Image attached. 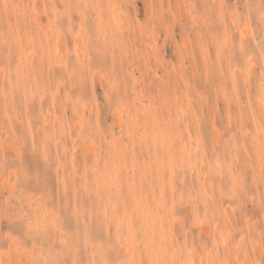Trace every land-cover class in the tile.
<instances>
[{
  "label": "rangeland",
  "instance_id": "374dc122",
  "mask_svg": "<svg viewBox=\"0 0 264 264\" xmlns=\"http://www.w3.org/2000/svg\"><path fill=\"white\" fill-rule=\"evenodd\" d=\"M263 182L264 0H0V264H264Z\"/></svg>",
  "mask_w": 264,
  "mask_h": 264
},
{
  "label": "snow or ice",
  "instance_id": "6c2138e0",
  "mask_svg": "<svg viewBox=\"0 0 264 264\" xmlns=\"http://www.w3.org/2000/svg\"><path fill=\"white\" fill-rule=\"evenodd\" d=\"M7 203V202H6ZM3 213L5 219H9V213H13L14 209L11 206H7L3 208ZM15 215L18 219H24L26 223L24 224L25 229V236L26 239L29 241L32 240L33 235L40 234L48 230V226L45 223V221L41 218L42 214L39 211V209L33 211H26L24 209H19L18 211H15ZM16 239H18L17 236H15L12 232H9L7 236H5V240L7 242H14Z\"/></svg>",
  "mask_w": 264,
  "mask_h": 264
},
{
  "label": "bare ground",
  "instance_id": "6f19581e",
  "mask_svg": "<svg viewBox=\"0 0 264 264\" xmlns=\"http://www.w3.org/2000/svg\"><path fill=\"white\" fill-rule=\"evenodd\" d=\"M59 62H60V59L58 58ZM185 110V109H184ZM264 183V182H263Z\"/></svg>",
  "mask_w": 264,
  "mask_h": 264
}]
</instances>
